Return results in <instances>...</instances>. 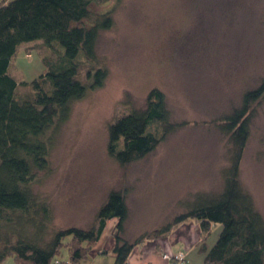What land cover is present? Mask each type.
Returning a JSON list of instances; mask_svg holds the SVG:
<instances>
[{
	"label": "rangeland",
	"instance_id": "1",
	"mask_svg": "<svg viewBox=\"0 0 264 264\" xmlns=\"http://www.w3.org/2000/svg\"><path fill=\"white\" fill-rule=\"evenodd\" d=\"M89 9L111 12L113 23L99 34L94 64L79 56V78L88 82L89 67L98 65L107 76L73 102L69 118L52 134L49 166L32 185L50 208L45 234L88 228L107 193L120 189L128 207L125 237L144 233L160 242L169 236L174 243L188 233L198 243L195 219L174 225L165 236L152 233L184 211L195 194L222 188L228 145L218 125L264 73V0H105ZM61 51L41 39L20 43L8 67L18 82L16 92L30 94L31 81L46 70L43 57L53 60ZM152 88L164 92L177 127L144 157L121 165L107 153L108 122L142 108ZM250 120L239 179L264 218V99L253 105ZM148 129L162 134L157 122ZM112 219L103 230L104 245L93 244L80 264H113ZM220 230V223L211 224L207 247ZM199 247L191 251L193 264L203 263ZM60 256L69 259L64 248ZM4 264H14L13 257Z\"/></svg>",
	"mask_w": 264,
	"mask_h": 264
},
{
	"label": "trees",
	"instance_id": "2",
	"mask_svg": "<svg viewBox=\"0 0 264 264\" xmlns=\"http://www.w3.org/2000/svg\"><path fill=\"white\" fill-rule=\"evenodd\" d=\"M103 1L0 0V264L9 256L14 264H80L112 218L113 264H128L133 248L148 238L144 233L133 239L124 236L128 207L120 189L107 193L88 228L70 226L45 234L50 208L32 189L37 173L49 166L52 134L69 118L73 102L106 79L107 69L99 65L89 67L88 82L79 78V56L94 64L99 34L113 23L111 12L94 14L89 9L91 3ZM34 39L49 47L57 43L62 51L53 60L43 57L45 72L31 81L30 94L19 95L18 82L8 72L9 62L20 43ZM261 99L264 73L218 125L228 145L222 188L195 194L184 211L152 233L165 236L174 225L195 219L204 264H264V218L239 179L253 105ZM156 122L162 129L159 136L148 129ZM175 127L164 92L152 88L142 108L108 122L107 153L125 165L151 152ZM212 223H220L221 230L207 247L204 238ZM62 248L68 251V260L61 258ZM168 263L178 264L173 259Z\"/></svg>",
	"mask_w": 264,
	"mask_h": 264
},
{
	"label": "crops",
	"instance_id": "3",
	"mask_svg": "<svg viewBox=\"0 0 264 264\" xmlns=\"http://www.w3.org/2000/svg\"><path fill=\"white\" fill-rule=\"evenodd\" d=\"M112 220L113 223L115 224V219L113 218ZM196 226H197V232L199 233L198 225ZM110 229H112V225L110 226ZM178 235H180V233H178ZM102 237H103V231L98 240V242H100V245L103 244L102 242L104 238L101 240ZM177 241H180L181 243H177ZM172 242L173 241L170 240L169 236L164 237L162 240H160V242L155 240L145 239L144 241L140 242L133 248L128 258V264H170L164 259H162L161 253L165 251L169 253H174L179 249H184L187 252L188 261L190 264L191 263L193 264L191 251L197 244L194 243L195 242L194 236L193 239L192 237L191 239H189L188 233H186L185 235H181L180 240H176L174 243Z\"/></svg>",
	"mask_w": 264,
	"mask_h": 264
},
{
	"label": "built area",
	"instance_id": "4",
	"mask_svg": "<svg viewBox=\"0 0 264 264\" xmlns=\"http://www.w3.org/2000/svg\"><path fill=\"white\" fill-rule=\"evenodd\" d=\"M162 257L170 260L173 259L178 264H187L185 253L181 250H177L172 254L163 252Z\"/></svg>",
	"mask_w": 264,
	"mask_h": 264
}]
</instances>
